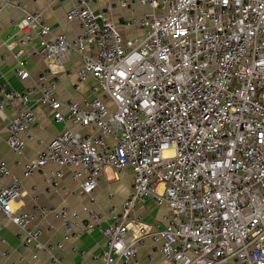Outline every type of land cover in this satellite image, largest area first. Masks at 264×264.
I'll list each match as a JSON object with an SVG mask.
<instances>
[{
  "label": "built area",
  "instance_id": "1",
  "mask_svg": "<svg viewBox=\"0 0 264 264\" xmlns=\"http://www.w3.org/2000/svg\"><path fill=\"white\" fill-rule=\"evenodd\" d=\"M89 3L78 0L66 13L81 27L72 42L50 34L41 13L25 12L12 23L20 32L37 30V54L46 63L78 55V80L94 83L90 96L66 104L65 114L53 88L41 86L37 104L71 128L26 163L23 176L40 173L52 190L68 169L90 196L107 169L131 170V194L120 212L111 208L108 225L96 210H82L83 228H100L106 241L101 264H142L137 252L149 237L161 242L167 264H264V0H137L148 11L122 23L143 29L131 39ZM13 58L14 73L25 80L21 53ZM17 100L25 109L7 119L4 109ZM27 102L0 85L5 144L18 157L36 123ZM49 165L57 169L47 171ZM8 173L0 163V175ZM21 196L19 181L1 189L0 215L18 228L35 261L50 249L30 226L34 216L13 210ZM148 200L169 210L154 231L131 217ZM48 214L61 218L66 236L81 226L80 214L68 208L38 209L40 219Z\"/></svg>",
  "mask_w": 264,
  "mask_h": 264
},
{
  "label": "crops",
  "instance_id": "2",
  "mask_svg": "<svg viewBox=\"0 0 264 264\" xmlns=\"http://www.w3.org/2000/svg\"><path fill=\"white\" fill-rule=\"evenodd\" d=\"M77 2L78 0H0V85L4 86L5 90L25 94L28 101L26 107L36 116L31 138L27 141L21 157L14 155L6 146L9 121L0 118V163L5 164L9 171L7 176L0 175V190L15 181L20 182L22 196L12 204V208L16 214L34 216L30 226L41 230L40 242L50 249L39 252L37 259L33 261L34 251L31 247L21 244L17 236L18 228L0 215V264H55L53 258H57L62 264H101L106 241L100 228H83L87 224V216L82 210H96L104 220L102 225L106 226L111 222L108 217L111 208L120 212L121 204L131 194L133 175L128 168L120 173L107 169L90 196L80 192L81 181H73L68 169H61L63 178L58 188L52 190L46 189L43 175L40 173H34L28 178L23 176L25 164L35 160L53 138L66 127H70L54 121L52 111L37 104L41 86L53 88V97L62 104L60 112L65 114L66 104L79 102L82 98L90 96L94 83L78 80L77 71L81 67L78 55L69 54L67 60L60 65L46 63L37 54L41 42L37 30L20 32L12 23L19 22L25 12L41 13L50 34L64 35L68 42H72L80 35L81 27L77 21L69 22L66 13L76 6ZM123 3L126 4L125 7H121ZM89 4L94 13L104 14L124 39L143 35L144 31L139 26L122 25L130 20L138 21L148 11L139 6L137 0H90ZM26 36L31 38L29 42L25 40ZM15 52L21 53L24 68L28 72V78L25 80H20L14 73ZM24 109L25 106L17 100L4 109V115L11 119ZM73 128L81 131L79 128ZM55 169L57 167L53 165L46 167L47 171ZM39 208H68L78 212L81 226L66 236L61 218L48 214L40 219ZM166 215H169L166 207L157 206L148 200L144 205H137L131 217L140 218L154 231L155 224L160 228L163 226V218ZM160 244L157 239L147 238L138 249L136 260L142 264H167L158 253Z\"/></svg>",
  "mask_w": 264,
  "mask_h": 264
},
{
  "label": "rangeland",
  "instance_id": "3",
  "mask_svg": "<svg viewBox=\"0 0 264 264\" xmlns=\"http://www.w3.org/2000/svg\"><path fill=\"white\" fill-rule=\"evenodd\" d=\"M110 175V174H109Z\"/></svg>",
  "mask_w": 264,
  "mask_h": 264
}]
</instances>
